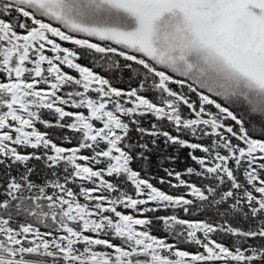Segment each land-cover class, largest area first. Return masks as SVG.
I'll use <instances>...</instances> for the list:
<instances>
[{
	"label": "snow or ice",
	"instance_id": "snow-or-ice-1",
	"mask_svg": "<svg viewBox=\"0 0 264 264\" xmlns=\"http://www.w3.org/2000/svg\"><path fill=\"white\" fill-rule=\"evenodd\" d=\"M0 264H264V0H0Z\"/></svg>",
	"mask_w": 264,
	"mask_h": 264
},
{
	"label": "trees",
	"instance_id": "trees-1",
	"mask_svg": "<svg viewBox=\"0 0 264 264\" xmlns=\"http://www.w3.org/2000/svg\"><path fill=\"white\" fill-rule=\"evenodd\" d=\"M82 63H87V61H82ZM186 156H187L186 150L180 153V159H181V161H184V162L183 163L178 162L176 165L177 169H183L187 164L191 163V161L186 160ZM153 171H156V170L153 169ZM156 175L157 176H164L165 174L162 171H157ZM153 183L156 184V181L153 180ZM157 186L163 188L166 191L168 190L167 185H157ZM193 218L195 219V218H202V217H193Z\"/></svg>",
	"mask_w": 264,
	"mask_h": 264
}]
</instances>
